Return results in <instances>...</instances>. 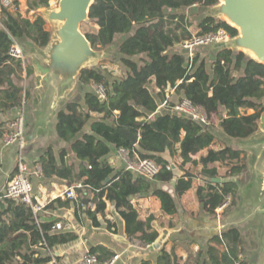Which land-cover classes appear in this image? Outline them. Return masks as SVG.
I'll return each instance as SVG.
<instances>
[{"label":"trees","instance_id":"trees-1","mask_svg":"<svg viewBox=\"0 0 264 264\" xmlns=\"http://www.w3.org/2000/svg\"><path fill=\"white\" fill-rule=\"evenodd\" d=\"M27 3L28 9L35 11L50 6V0H27ZM218 3L219 0H95L92 5L90 25L83 31L96 50L117 45L115 55L125 67L124 75L112 77L107 70L96 67L81 71L79 81L103 85L106 97L101 98L90 90L85 93L84 104L70 102L58 113V136L70 143L76 160L71 161L67 148H61L57 154L54 146H49L38 162L43 177L65 179L72 184L81 182L84 192L93 194L91 201L96 208L87 209L86 214L94 226L101 225L110 201L124 219L128 236L154 243L159 232L153 229L152 216L140 219L132 198L151 193L161 200L164 213H176L179 199L193 186L195 178L192 172L185 171L178 177L173 192L159 187V183H170L176 177L172 162L176 157L182 159L181 168L188 163L203 165L200 175L206 183L197 188V197L206 212L215 214L228 200L227 206L236 204L237 183L219 179L241 173L246 168V156L244 151L231 145L212 147L219 138L212 114L220 116V128L230 138H247L257 131L264 112V64L228 47L216 50L212 58H202L201 50L190 56L182 47L194 35L190 15L184 10L209 8ZM46 23L42 14L34 19L23 16L18 4L13 10L3 8L0 112L17 111L25 103V67L9 53L13 39L26 48L32 44L45 48L52 36L45 28ZM220 30L231 37L239 34L237 28L213 14L199 18L198 35ZM32 70L33 67H26L28 74ZM171 89L178 96V102L186 98L193 105L203 107L209 122L177 112L178 102L170 98ZM249 109L254 112L248 113ZM224 111L226 116L222 117ZM120 127L137 134L138 144L133 145L118 134ZM5 130L6 124H0V138ZM122 147L130 151L133 159H152L160 171L153 178H147L128 169L123 162V167H115L110 155ZM205 149L207 153L199 159L193 157ZM215 162L226 167L224 175L213 166ZM73 204L81 211L84 200L58 197L45 209ZM106 222L109 228L114 225L109 220ZM76 237L72 231L58 230L56 220L41 221L40 213H35L30 205L8 197L0 199V264H55L51 250ZM100 250L92 248L90 252L97 254L101 261L107 260ZM204 252L203 264H235L236 261L243 264L241 232L232 227L213 236L206 250L198 253L196 264ZM177 259L174 252L163 249L158 264H177Z\"/></svg>","mask_w":264,"mask_h":264},{"label":"crops","instance_id":"crops-1","mask_svg":"<svg viewBox=\"0 0 264 264\" xmlns=\"http://www.w3.org/2000/svg\"><path fill=\"white\" fill-rule=\"evenodd\" d=\"M12 1L13 7L9 9L13 10L15 5L18 4L23 16H28L26 14L29 13L32 19L33 16L41 14L42 10H29L27 0ZM111 47L116 50L117 45ZM30 50L33 55L37 56L35 53L38 52V48L35 45H30ZM40 51L43 52L44 49ZM215 51L216 48H212L208 54L205 49H202L201 57L212 58ZM36 56L28 58L27 55V60L23 63L25 67L23 72L24 105L17 111L0 112V124L5 123L7 125L23 109L26 123V147L22 150V153L24 160L31 169L39 163L40 156L49 146H54L57 154L61 148H67L71 161L76 160L70 143L61 140L58 136V113L70 102L84 104L85 93L93 90L92 86L94 84L86 85L78 79L75 89L69 94L58 98L48 96L41 87L39 77L33 67L32 61ZM29 66L33 67V70L28 74L26 67ZM170 93V98L178 102V96L173 89L170 90ZM163 104L161 106H164ZM253 112L254 110L250 113ZM94 115L97 116V114ZM217 116L219 115L213 113L212 120L214 121ZM223 116H226V111L222 113ZM215 125L217 126L216 133L219 138L216 139L212 147L220 149L225 145H231L244 151L246 156V168L241 173L232 178L219 179V181L233 180L237 183V201L234 206H221L216 209L215 214L206 212L197 197V188L206 183L200 175L203 165L188 163L181 168L179 166L182 159L176 157L172 161L176 177L170 183H159V187L173 192L178 177L183 176L185 171H190L195 175L193 186L179 199L176 213H164L161 200L151 193L132 198V203L137 208L140 219L146 220L152 216L153 229L159 232V237L154 243H147L137 236H128L124 219L110 201H107L106 217L101 218V225L99 227L94 226L92 220L86 214L87 209L94 210L96 208V204L91 201L93 194L90 191H83L78 195V199H75L78 201L81 196L84 200L81 211L78 210V206L76 207L73 204L71 207L65 208L55 205L49 209L44 208L40 212L41 221L56 220V223L70 225L69 229L58 230L72 231L77 236L72 242L57 245L51 250L53 262L55 264H79L82 256L87 251L99 247L101 249L100 254L105 253L107 260L108 257L118 256L115 264H158L163 249L175 253L178 258L177 264H196L198 253L206 250L208 241L213 236L221 235L224 231L236 227L241 232L243 264H264V155L261 158L257 157L258 149L264 143V133L258 128L247 138H230L223 134L220 128V119ZM207 151L205 149L193 157L199 159ZM19 162L20 146L14 144L4 147L1 137L0 199L4 197L7 182L13 174L17 173ZM110 162L115 167L121 168L124 166L116 151L111 153ZM213 166L217 167L221 176L226 172V167L221 162H215ZM32 180L36 199L45 206L58 197L63 198L62 193L74 185L65 179L45 178L43 174L33 176ZM106 220L111 221L115 226L109 228ZM220 249H224V247L220 246ZM205 257L204 252L199 264H203Z\"/></svg>","mask_w":264,"mask_h":264},{"label":"water","instance_id":"water-1","mask_svg":"<svg viewBox=\"0 0 264 264\" xmlns=\"http://www.w3.org/2000/svg\"><path fill=\"white\" fill-rule=\"evenodd\" d=\"M94 2L60 0L57 8L41 11L46 21L55 28L47 47L36 46L37 56L32 55L36 56L32 62L40 85L48 96L58 98L69 94L75 89L81 71L105 56V50L92 47L82 29V25L90 21V9ZM210 14L226 20L239 31L237 36L217 42L216 50L228 47L243 51L264 64V0H219ZM41 49L44 51L41 52ZM259 129L264 133V112L259 120ZM117 133L133 145L139 142V136L128 128H117ZM257 155L258 158L264 155V143Z\"/></svg>","mask_w":264,"mask_h":264},{"label":"built area","instance_id":"built-area-1","mask_svg":"<svg viewBox=\"0 0 264 264\" xmlns=\"http://www.w3.org/2000/svg\"><path fill=\"white\" fill-rule=\"evenodd\" d=\"M13 7L12 0H0V15L3 8L9 9ZM231 36L224 30H220L216 33L207 35H193L190 40L182 43V47L189 52L190 56H193V50L197 46H208L213 43L221 42L229 39ZM9 53L16 60H21L23 63L27 60V51L25 46L18 40L13 39L10 46ZM93 90L101 97H106L105 87L101 84H93ZM165 105V103L163 104ZM175 110L181 114L190 116L203 123L209 122V117L205 109L201 106L193 105L188 99H183L175 106ZM26 123L23 109L20 110L17 117L10 120L6 125V130L2 136V144L4 147H9L14 144L20 146V162L18 165L17 173L10 178L5 187L4 197L16 199L30 205L35 213H40L45 204L40 203L34 194L33 176H40L43 174L41 164L37 163L33 169H31L27 162L24 160L22 150L26 147L25 140ZM118 156L126 167L133 172L145 176L147 178H153L159 171L160 166L152 159H133L130 151L126 148H119L117 150ZM84 191V186L81 182L74 184L64 193L63 198L78 199V195ZM81 197V196H80ZM229 200L223 205L227 206ZM57 229H69L70 225H63L62 223H56ZM118 256H114L108 260L101 261L97 254L87 251L81 258L79 264H115ZM235 264H241L240 261H236Z\"/></svg>","mask_w":264,"mask_h":264},{"label":"rangeland","instance_id":"rangeland-1","mask_svg":"<svg viewBox=\"0 0 264 264\" xmlns=\"http://www.w3.org/2000/svg\"><path fill=\"white\" fill-rule=\"evenodd\" d=\"M59 1L60 0H51L50 1V6L48 8H57L59 5ZM45 9V7L40 8L39 10H43ZM184 12H186L187 14L190 15V20L192 21V26L190 27L191 31L193 32L194 35H196L198 33V20L199 18H201V16H203L204 14H208L210 12H212V7L209 8H196V7H191V8H187L184 10ZM26 15H28V17L31 16V14L27 13ZM35 16L32 17V19H34ZM219 18V17H218ZM90 25V21L85 22L83 25V30H86ZM46 29H49L52 33L54 31V25L51 24L50 22L47 21L46 25H45ZM114 46V45H113ZM217 47L216 43L210 44L207 47H203V46H197L194 48L193 50V55L199 51L204 49H207L208 51H211L212 48ZM26 48V47H25ZM105 50V56L96 62L91 63L90 65H88V67H96L99 68L100 70H104L108 73H110V75L112 77H122L124 75L125 72V67L121 65V63L119 62V59L116 57L115 55V50L112 47H109ZM27 51V55L28 58H31L33 53L30 50L29 46H27L26 48ZM252 109H249L248 112H252ZM220 117L217 116L215 117L214 121L215 123L219 122ZM258 157V155H257ZM264 158V156H263Z\"/></svg>","mask_w":264,"mask_h":264}]
</instances>
